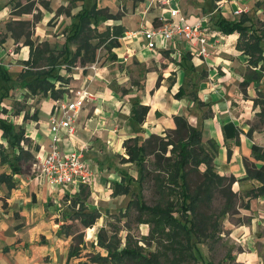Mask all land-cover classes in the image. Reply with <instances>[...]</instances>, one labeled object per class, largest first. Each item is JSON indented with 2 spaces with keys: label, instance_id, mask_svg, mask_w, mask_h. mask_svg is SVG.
<instances>
[{
  "label": "crops",
  "instance_id": "obj_1",
  "mask_svg": "<svg viewBox=\"0 0 264 264\" xmlns=\"http://www.w3.org/2000/svg\"><path fill=\"white\" fill-rule=\"evenodd\" d=\"M226 2L227 0H170L163 5L162 11L158 14L171 17L170 7H178L190 21L201 18L209 39L208 55L199 54L184 37L180 36H176L175 39L157 38L156 46L150 48L140 27L135 35H129L128 25L118 21L117 17H114L116 20L114 23L107 24L121 23L125 26L123 34L119 36L120 45L113 48L117 53L114 61H117L121 54H125L124 59L137 58L142 65L150 67L153 61L165 59L164 53L172 56L169 65L172 71L170 70L160 82L156 67L145 70V75L138 84V79L129 83L130 76L117 77V80L112 81L111 69L104 64L97 73L105 77L100 79L96 75L90 83L91 72H75L72 69L68 70L65 63L61 65L60 73L69 77V80H56V87L64 89L58 97L65 95L69 87H87L93 95L84 103L79 114L76 134L68 136L63 133L61 141L65 149L75 148L84 142L89 144L84 150V159L93 171L92 179L87 184L59 186L50 183L44 177H37L33 164L29 171L24 163L23 171L15 174L17 180L15 187L10 190L5 183H0V264H80L82 260L87 259L85 256L68 258L72 235L65 232V229L72 224L74 211L80 206V202L74 200H80L79 197L87 193L85 203L88 208L101 211L103 205L106 204V207L110 205L113 197L129 194L133 181H138V165L134 162L137 167L134 172L128 168L132 161H124L123 158L127 156L125 139L137 133L138 125L131 116L132 103L135 99L150 105L145 120L140 124L144 129V137L174 127V115L185 113L192 124L202 129V137L209 133L212 139L220 144L222 161H239L240 167L243 168L240 169L241 173H246L242 153L251 154L253 140L245 127L248 124L242 125L240 119L244 118V114L247 117L252 111L250 107L252 97L255 96L252 87L256 86L254 83L259 80L248 84L246 93L241 89L240 83L246 75L248 66L256 69L262 61L258 65H253L249 60L250 55L239 48L237 45L239 31L225 33L216 27L214 21L217 15L223 12L225 16L234 18L236 9L240 7L246 9L238 5L236 0L232 5ZM5 14L7 5L0 6V24L5 20ZM153 24L155 21L148 19L146 23H142V28ZM100 25V30L106 28L101 29ZM7 56L12 66H16L18 58L22 59V63L17 64L21 67L13 68L14 72L17 71L20 82L19 73L27 67L24 61L30 56V45L25 41L20 42L19 37L0 34V61L4 66L9 61ZM141 73L142 70H139L138 74ZM171 75L174 76L173 79L167 82ZM198 81V85L193 86ZM181 86L185 92L182 96H177ZM36 94L42 96L40 112L36 110L33 117L29 116L26 119L24 113L23 121L18 123H24L25 134L31 140L24 142V145L29 147L38 159L49 147L51 135L49 120L55 98L58 97L51 94ZM234 101L241 103L238 109ZM206 107L211 108L212 113L208 117H203L202 110ZM43 110H47L48 119L43 118L41 114ZM29 118L30 121L27 122ZM10 120L17 123L14 119ZM228 122L237 125L240 130L238 137L225 138L223 125ZM1 131L0 142L7 143ZM229 148L232 150L230 157ZM130 175L133 179L129 178ZM123 179L130 183V191L115 192V181L122 182ZM82 187L85 189L84 192ZM89 228L95 231V227ZM87 264L103 263L88 261Z\"/></svg>",
  "mask_w": 264,
  "mask_h": 264
},
{
  "label": "trees",
  "instance_id": "obj_2",
  "mask_svg": "<svg viewBox=\"0 0 264 264\" xmlns=\"http://www.w3.org/2000/svg\"><path fill=\"white\" fill-rule=\"evenodd\" d=\"M259 3H264V0H259ZM114 17L117 16L104 11L98 0H92L73 15L71 26L62 44L54 46L46 44L41 47L26 38L25 43L30 45V56L24 61L27 67L19 73L20 84L27 87L31 93L58 97L64 89L56 87V80H69V77L60 73L62 64H67L68 70H71L80 59L83 62L93 61L96 58V50L101 45L107 48L110 57L116 59L117 53L113 48L120 45L119 36L123 34L125 26L117 23L107 25L103 30L99 29L103 21ZM214 22L216 27L225 33L239 31L237 43L239 48L250 55L249 60L254 65L262 61L260 68L246 74L242 83L250 84L254 80H260L264 68V24L260 27L255 26L251 22V16L246 12L234 18L219 14ZM156 23L158 21L155 19ZM9 28L11 29L10 25ZM19 35L15 34V37ZM73 43L78 45L75 50L72 48ZM11 78L10 71L0 63V104L12 86ZM184 92L181 86L177 96H182ZM254 101L260 105L261 113L264 115V93L260 98H254ZM149 110V104L141 102L140 99L133 101L131 116L138 125L137 133L125 139L127 156L123 158L124 161L136 162L139 168L137 180L140 183L152 177L158 190L169 196L162 201L149 204L138 195L131 197L127 205V209L135 207L138 210L139 222L149 224V232L145 239L148 242L156 241L157 249L144 252L143 245L133 242L129 233L125 244L121 246V237L114 232L109 234L108 229L102 226L96 233V241L106 247L108 253L107 255L98 253L92 255L90 259L103 264H198L202 256L198 245L201 236H213L219 218L233 205L231 184L236 177L218 172L214 162L218 142L211 139L207 145L203 141L202 129L192 124L185 114L174 115L175 126L169 128L165 135L153 132L144 137V129L140 124L145 120ZM27 117L29 115L25 113L24 118ZM0 126L2 137L7 141L0 142V183H5L11 190L17 184L15 174L23 171L24 161L33 157L34 153L24 145V142L29 140L25 134L24 123H15L0 115ZM223 129L225 138L239 136L240 130L233 122L225 123ZM149 154L155 157L151 161L153 167L148 165ZM231 154L232 150L229 148L228 156ZM251 155L256 161L245 156L244 165L246 177L260 182L251 189L252 196L256 197L264 195V144L253 141ZM202 164H205L202 171L203 180L193 187L191 174L193 171H199ZM129 178L133 179V176L130 175ZM225 180H228L229 184L224 188L221 185ZM216 188L225 191L227 201L219 213L208 212L204 205L212 200ZM130 189L128 181H115V192H129ZM84 190L82 187L83 192ZM87 196L86 193L79 197L80 200H74L79 201L80 206L74 211L73 216L80 219L84 226L89 227L95 225L101 211L88 208L85 203ZM179 210L181 213L177 214ZM69 226L70 224L67 227ZM67 229L65 232L70 233ZM73 240L75 243L70 244L68 258L79 254L81 250L79 245L85 242L83 233H76ZM80 264H87V261H81Z\"/></svg>",
  "mask_w": 264,
  "mask_h": 264
},
{
  "label": "rangeland",
  "instance_id": "obj_3",
  "mask_svg": "<svg viewBox=\"0 0 264 264\" xmlns=\"http://www.w3.org/2000/svg\"><path fill=\"white\" fill-rule=\"evenodd\" d=\"M91 2L92 0H0V6L7 5V14L4 16L5 20L0 24V30L2 31L0 34L4 33V35H11L12 37H14L15 34H20V42H24L26 38H28L41 47L46 44L50 46L62 44L71 26L73 14L84 4H90ZM236 2L238 5L246 8L245 12L251 16V22L255 26H263L264 3L260 4L259 0H236ZM166 3L167 0H98V4L104 11L117 16L118 21L125 22L128 25L127 29H129V31H136L139 27L141 29L142 23H146L148 19L150 21H155L156 19V21L159 22L160 19L158 14L162 11L163 5H166ZM226 3L232 5L234 0H227ZM237 3L234 5L237 6ZM232 9H234V6H232ZM215 10L217 11V9ZM234 14L235 17H239L241 13L235 12ZM115 21L114 18H109L100 25V28L103 29L108 23H114ZM132 22L135 24L131 25ZM77 46V43L72 44L74 50ZM8 54L10 53L8 52ZM124 55L125 54H121V57H119V59H122L121 61H119V59L114 61V59L109 56L107 48L101 45L96 50L95 60L83 62L82 59H80L74 67H72V70L75 72H91L92 77L89 78L91 83L96 75L100 77V79L105 77L97 72L100 66L106 64L110 67L111 73L113 74L112 76L110 75L111 78L113 77L112 81L117 80V77L130 76L128 82L130 83L138 79V84L141 83V79L144 77L143 75H145V70L148 68L156 67L158 69L159 82L162 81L170 70L172 71L170 68L171 66H169L172 56L170 57L169 54L164 53L163 56H165V59L161 58L159 61H153L150 67L142 65L141 61L137 58L124 59ZM12 56L16 57L15 54H12ZM15 63L16 66H12L10 60L5 63V68L10 71L12 77L10 80L12 86L7 97L0 104V115L14 119L18 123L23 121L24 113H28L30 117H33L36 110L40 112L42 96L33 94L21 86L19 78H17V71L14 72L13 68H20L21 65L17 64H21L22 59L18 58ZM253 69V66H248L245 74L253 73ZM139 70H142L141 75L138 74ZM173 77L174 76L171 75L167 82H170ZM198 83L199 81L194 83L193 86L198 85ZM254 85L256 86L252 88L254 89L255 96L252 97L253 102L250 107L252 111L247 114V117L246 114H244V118H241L240 121L242 125L244 123L248 124L245 127L248 129V133H250L253 141L264 144V115L261 113L260 105L256 104L254 101V98H260L264 93V68L262 69L261 79L259 82H255ZM247 86L248 84H243L241 81L240 87L244 93L247 92ZM240 104L241 103L235 102L236 109L239 108ZM2 107L8 109V111L5 112ZM253 108L255 109L254 111ZM17 111H21V113H17ZM202 111L203 117H208L212 113V109L208 107L203 108ZM41 114L43 118H49L47 110H43ZM29 121L30 118L27 122ZM0 130H2L1 126ZM167 130H169V128H166L158 134L165 135ZM211 139L212 137L209 133L203 135V141L207 145H209ZM242 154L243 164L245 156L255 160L251 154ZM119 156L121 157L122 155ZM153 159H155L154 155L149 154V167H153L151 163ZM36 160L37 157L34 155L29 160L25 161L26 169L30 171V169H32L31 165ZM214 162L219 173L228 176L234 175L236 177V180L231 184V189L233 190L232 195L234 196L233 205L228 212L219 218L218 227L213 236H201L198 245L202 256L198 264H264V195L254 197L252 196L253 191H251V189L260 182L257 179L247 178L246 173L242 174L240 169L243 168L240 167L239 161H222L220 144ZM128 168L133 169L135 172L137 167L136 164L132 162L128 165ZM204 168L205 164H202L199 171H193L191 174L193 187L203 180L202 171ZM139 183V181H133L132 190L129 194L113 197L110 205H107V207L106 204L103 205L101 215L95 223L96 226H90L92 228L95 227V231L84 226L80 219L73 216V222L67 229L72 235L71 243H75L73 237L78 232L83 233L85 240V242L79 245L81 250L79 254L75 256H85L87 259L84 260V262H88L92 261L90 259L92 255L98 253L99 255H107V248L99 245L96 241V233L102 226L108 229L109 234L114 232L121 237V246L125 244L128 236L127 234L129 233L133 242L143 245L144 252L157 249L156 241L148 242L147 239H145V236H147L149 232V224L139 222L137 220L138 210L135 207L127 209V205L131 197H136L138 195L149 204L162 201L169 196L163 195L161 191L158 190L155 180L152 177L147 178L143 183ZM228 184L229 181L225 180L221 186L225 188ZM226 201L225 191H223L222 188H216L212 200L204 205V209L208 212L219 213L225 206ZM180 213V210L177 211V214ZM92 231H94V235H92Z\"/></svg>",
  "mask_w": 264,
  "mask_h": 264
},
{
  "label": "built area",
  "instance_id": "obj_4",
  "mask_svg": "<svg viewBox=\"0 0 264 264\" xmlns=\"http://www.w3.org/2000/svg\"><path fill=\"white\" fill-rule=\"evenodd\" d=\"M245 11L246 9L242 7L235 10L236 13ZM170 14L171 17L160 15L158 23L140 29L148 47L154 48L157 38L175 39L176 36H180L184 37L199 54L208 55L209 39L203 20L199 18L190 21L178 7H170ZM137 31L128 33L135 35ZM92 97V92L87 87H69L65 95L55 98L49 120L51 130L49 147L33 163L37 177H44L50 183L59 186L91 182L93 171L84 159V150L89 144L84 142L75 148L65 149L61 141L63 133L68 136L76 134L79 114L84 103Z\"/></svg>",
  "mask_w": 264,
  "mask_h": 264
}]
</instances>
